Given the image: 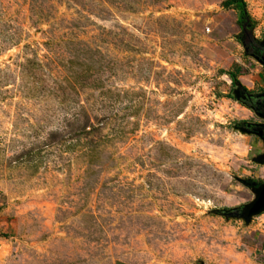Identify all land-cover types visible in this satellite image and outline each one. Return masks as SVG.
Returning a JSON list of instances; mask_svg holds the SVG:
<instances>
[{
    "label": "rangeland",
    "instance_id": "374dc122",
    "mask_svg": "<svg viewBox=\"0 0 264 264\" xmlns=\"http://www.w3.org/2000/svg\"><path fill=\"white\" fill-rule=\"evenodd\" d=\"M226 1L0 0V264H264V0Z\"/></svg>",
    "mask_w": 264,
    "mask_h": 264
},
{
    "label": "trees",
    "instance_id": "16d2710c",
    "mask_svg": "<svg viewBox=\"0 0 264 264\" xmlns=\"http://www.w3.org/2000/svg\"><path fill=\"white\" fill-rule=\"evenodd\" d=\"M232 5H236L237 8L241 11L242 15H241V19L239 20V22L241 25H243L248 18V13L245 10L246 2L244 0H227L224 3V7H230ZM255 190L261 193L264 190V186H257L255 187Z\"/></svg>",
    "mask_w": 264,
    "mask_h": 264
},
{
    "label": "water",
    "instance_id": "95a60500",
    "mask_svg": "<svg viewBox=\"0 0 264 264\" xmlns=\"http://www.w3.org/2000/svg\"><path fill=\"white\" fill-rule=\"evenodd\" d=\"M262 210H264V190L260 193L259 200L250 209L249 215L261 212Z\"/></svg>",
    "mask_w": 264,
    "mask_h": 264
},
{
    "label": "flooded vegetation",
    "instance_id": "af4514ba",
    "mask_svg": "<svg viewBox=\"0 0 264 264\" xmlns=\"http://www.w3.org/2000/svg\"><path fill=\"white\" fill-rule=\"evenodd\" d=\"M259 47L264 50V44H260ZM254 54H255V56H257L258 58H260V60H262L264 62V51H262V53H254ZM262 108H263V111H264V106ZM260 133L264 137V128L262 130H260Z\"/></svg>",
    "mask_w": 264,
    "mask_h": 264
}]
</instances>
